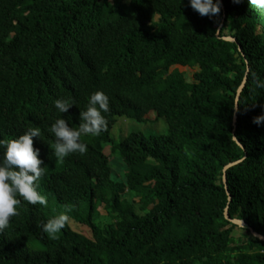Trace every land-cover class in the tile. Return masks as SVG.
Segmentation results:
<instances>
[{
	"label": "trees",
	"instance_id": "obj_1",
	"mask_svg": "<svg viewBox=\"0 0 264 264\" xmlns=\"http://www.w3.org/2000/svg\"><path fill=\"white\" fill-rule=\"evenodd\" d=\"M178 65L198 68L194 80ZM253 74L264 79V9L249 0H220L211 17L188 0H0V139L40 129L35 183L47 200L18 197L0 264H264L253 233L264 236V122H252L264 89ZM97 90L106 130L57 159L52 122L78 128ZM57 98L74 104L61 114ZM150 112L167 132L115 138L119 118ZM65 207L52 238L38 225Z\"/></svg>",
	"mask_w": 264,
	"mask_h": 264
},
{
	"label": "clouds",
	"instance_id": "obj_2",
	"mask_svg": "<svg viewBox=\"0 0 264 264\" xmlns=\"http://www.w3.org/2000/svg\"><path fill=\"white\" fill-rule=\"evenodd\" d=\"M239 2V0H234ZM189 6L201 16H214L220 11V0H188ZM249 4L264 9V0H249ZM257 88L264 89V79L253 74ZM74 104L63 98L54 100V107L59 113H65ZM109 111L108 97L100 91L92 92L87 98V104L79 113L78 128L70 127L65 119L57 118L52 122L49 131L55 138L53 154L57 159H63L71 153L83 155L87 146L81 142V135H98L106 130V120L102 113ZM252 122L260 125L264 122V110L253 117ZM40 137V129L30 127L22 134L8 139H0V231L8 227L10 217L17 215V205L22 198L28 204L46 206V197L37 191L36 183L44 174L39 149L33 147V138ZM71 209L65 207L63 212L48 218L42 225V231L55 238L66 225Z\"/></svg>",
	"mask_w": 264,
	"mask_h": 264
},
{
	"label": "rangeland",
	"instance_id": "obj_3",
	"mask_svg": "<svg viewBox=\"0 0 264 264\" xmlns=\"http://www.w3.org/2000/svg\"><path fill=\"white\" fill-rule=\"evenodd\" d=\"M175 68H178L179 71L184 72L188 81L194 80V73L198 69L196 67H188L181 65H178ZM132 131H143V132L150 131V132L164 133L167 132V124L164 119H157L155 112H150L147 115V121L145 123L138 122L133 119L119 118L117 124H115L112 130L116 139L125 136ZM104 152L110 156V161L113 168V176L119 177L120 174L123 172L124 165L117 156L111 153L110 144H106L104 146ZM99 210L102 216L104 217L106 215V211L104 210L103 206H101ZM74 226H76V224H74ZM81 229L83 230V228ZM37 248H41V245L38 244Z\"/></svg>",
	"mask_w": 264,
	"mask_h": 264
},
{
	"label": "water",
	"instance_id": "obj_4",
	"mask_svg": "<svg viewBox=\"0 0 264 264\" xmlns=\"http://www.w3.org/2000/svg\"><path fill=\"white\" fill-rule=\"evenodd\" d=\"M226 39H231V38L226 37ZM229 200H231L230 195H229ZM225 214H226V217H227L229 220H231L232 222H234V223H236V224H238V225H240V226L244 225V222H243L242 220H237V219H232V218H230L228 212H226ZM253 233H254L256 236H258V237L264 239V236H263V235H261V234H259V233H257V232H254V231H253Z\"/></svg>",
	"mask_w": 264,
	"mask_h": 264
}]
</instances>
